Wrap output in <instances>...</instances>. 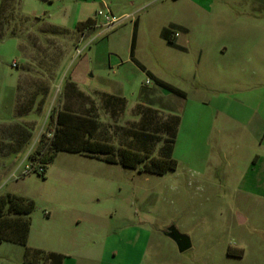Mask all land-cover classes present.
<instances>
[{
	"label": "rangeland",
	"instance_id": "rangeland-1",
	"mask_svg": "<svg viewBox=\"0 0 264 264\" xmlns=\"http://www.w3.org/2000/svg\"><path fill=\"white\" fill-rule=\"evenodd\" d=\"M106 2L113 18L127 16L107 29L97 0H0V195L34 202L27 247L74 264H99L103 248L102 264H264V0ZM88 18L96 22L81 40ZM134 21V59L184 97L131 60ZM172 26L186 29L181 49L160 37ZM70 76L88 98L64 97ZM101 94L124 98L126 110L110 117ZM90 101L120 146L132 143L138 103L158 110L156 138L177 115V168L139 173L59 152L44 176L30 169L51 111ZM171 225L189 236L186 252L165 236ZM24 253L0 243V264H25Z\"/></svg>",
	"mask_w": 264,
	"mask_h": 264
},
{
	"label": "trees",
	"instance_id": "trees-1",
	"mask_svg": "<svg viewBox=\"0 0 264 264\" xmlns=\"http://www.w3.org/2000/svg\"><path fill=\"white\" fill-rule=\"evenodd\" d=\"M47 1V0H44ZM95 20L88 18L77 24V29L82 30L93 27ZM51 30L61 31L56 26L49 25ZM183 31L181 28L172 26L164 28L160 32V37L166 45L181 49L176 44L175 34ZM42 34L48 31H42ZM137 21L133 23V31L130 43V58L136 66L150 77L154 84L163 88L174 95L184 97V92L156 78L150 72H146L134 59V50L136 44ZM49 87V86H48ZM49 89L46 88L41 94L43 99ZM70 95L78 98H86L83 92L78 90L76 84L71 80L66 81L64 97ZM102 109L110 117L117 116L126 110V100L120 96L101 94ZM88 98V97H87ZM88 106L75 108L70 102H64L61 107L54 108L49 114L46 131L41 137L35 150L29 155L31 168L38 171L42 176L45 175L46 168L59 152L70 154H79L85 157L96 159L107 164L119 165L124 168L133 169L139 173L154 175H164L168 171L177 168V162L173 158L175 139L180 118L177 115L170 114L163 124L164 138H156L153 126L158 121V110L144 106L138 103L135 107V115L139 121L134 124L132 130V143L129 145H117L110 141L105 126L100 122L97 114V107L90 101ZM162 142V146L156 153V145ZM35 206L32 200L19 197L13 194L0 195V243L9 242L25 247L24 263L35 264L33 258L41 255L40 264H62L64 258L61 254H44L40 250H34L27 247L28 235L30 232V215ZM229 257L241 258L242 251L228 249ZM49 261V263H47Z\"/></svg>",
	"mask_w": 264,
	"mask_h": 264
},
{
	"label": "water",
	"instance_id": "water-1",
	"mask_svg": "<svg viewBox=\"0 0 264 264\" xmlns=\"http://www.w3.org/2000/svg\"><path fill=\"white\" fill-rule=\"evenodd\" d=\"M164 233L176 245L179 253H184L191 248L189 236L181 233L174 225L168 226Z\"/></svg>",
	"mask_w": 264,
	"mask_h": 264
},
{
	"label": "built area",
	"instance_id": "built-area-1",
	"mask_svg": "<svg viewBox=\"0 0 264 264\" xmlns=\"http://www.w3.org/2000/svg\"><path fill=\"white\" fill-rule=\"evenodd\" d=\"M97 1H98V2L100 3V5L102 6V9L98 10L96 15L99 16V17H103L105 23H104L103 25L101 24V26H103L104 28L107 29V28L111 27V24L118 23V22L124 20L125 18H127V16H122V17H120L119 19H115V18H113V17L111 16V12H110V9H109V6H108V3L106 2V0H97ZM95 22H96V21H95ZM96 27H97V25H96ZM92 28H93V27H91V28H86V29L84 30V32L81 34V35H82L81 40L84 39V35H85V33H87L88 31H90ZM177 35H178V34L176 33V34H175V37H176ZM76 53H77V55H79V54L81 53V50H79L78 48H76ZM13 66H14V64H13Z\"/></svg>",
	"mask_w": 264,
	"mask_h": 264
},
{
	"label": "crops",
	"instance_id": "crops-1",
	"mask_svg": "<svg viewBox=\"0 0 264 264\" xmlns=\"http://www.w3.org/2000/svg\"><path fill=\"white\" fill-rule=\"evenodd\" d=\"M56 27H57V26H56ZM180 28H182L183 31H178V32H177L178 35L181 34V33L183 34V33L186 31V29H185L184 27L180 26ZM178 35L175 37V39H177ZM134 51H135V50H134ZM129 55H130V51H129ZM70 80H71L74 84H76L78 90H80V91L83 92L84 94L88 95L87 93H85L84 91H82V90L79 88V85H78L77 81H76L75 79H73L71 76H70ZM88 96H89V95H88ZM240 218H241V217H240ZM241 219H242V218H241ZM32 249H34V250H40V251H41L42 253H44V254H49V253L61 254V255L64 256V258H63V260H62V264H74V263L69 262V259L71 258V255H68V253H66V252H64V251H58L57 249H51V248H50V249H43L42 247H40V248L35 247V248H32ZM104 252H105V250H104V248H103L102 257L100 258V262H99V264H102V259H103ZM144 252H145V251L142 252V255H144ZM115 255H117V253H113V256H115ZM142 255H141V256H142ZM47 263H49V261H47Z\"/></svg>",
	"mask_w": 264,
	"mask_h": 264
}]
</instances>
